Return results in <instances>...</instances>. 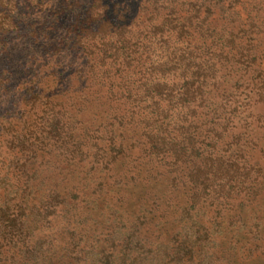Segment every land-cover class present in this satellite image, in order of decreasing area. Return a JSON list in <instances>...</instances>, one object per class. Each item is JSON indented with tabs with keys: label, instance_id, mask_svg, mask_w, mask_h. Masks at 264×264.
Masks as SVG:
<instances>
[{
	"label": "rangeland",
	"instance_id": "1",
	"mask_svg": "<svg viewBox=\"0 0 264 264\" xmlns=\"http://www.w3.org/2000/svg\"><path fill=\"white\" fill-rule=\"evenodd\" d=\"M126 1L43 0V39L0 53V264H264V0L216 5L185 96L174 76V96L91 85L101 36L72 38L118 41Z\"/></svg>",
	"mask_w": 264,
	"mask_h": 264
},
{
	"label": "trees",
	"instance_id": "2",
	"mask_svg": "<svg viewBox=\"0 0 264 264\" xmlns=\"http://www.w3.org/2000/svg\"><path fill=\"white\" fill-rule=\"evenodd\" d=\"M209 1L196 0L188 3L180 0L165 2L145 0L142 3V0H127L124 5L119 2L113 3L114 14L117 17L114 23L117 29L112 34L119 39L118 41L104 40L110 30L106 24H102L103 29L97 32H92L89 27L79 29L76 36L72 38L74 47H82V44L95 41L101 36L100 43H97L100 54L95 58L97 60L91 61L93 64L91 66L93 71L91 85L108 87L110 90L111 86L119 84L120 90L117 94L129 96L134 89L133 87L131 90L129 83L131 82L133 86L137 85V89L140 91H154L160 95L171 92L170 96H174V86L170 85L172 82L170 77L174 76L178 78V82H182L180 89L183 91L182 95H187L201 78L203 70L201 64L205 62V59H201L202 56L198 57V53L202 55L205 53L202 51L204 46L206 52L210 51L211 46L205 41L212 38L215 31V29L211 30L214 22L212 16L216 5H220L221 0H217L215 3L210 1L212 6L209 3L205 9ZM42 2L43 0H0V53H11V50L8 51L6 47L11 40H14V37L35 38L36 42L43 39L46 31L41 29V25L37 26V22L35 23L30 18L35 13L31 9H37ZM165 3L168 4L167 8L159 6ZM167 10L170 11L165 15L166 19L163 22L152 24L153 28L149 32L150 38L148 35L142 36V33L138 37L126 33L131 28V24L141 25L140 23H142L147 26L149 23H153V19L156 20L159 17L157 14L159 11ZM132 14L137 16L135 20H133ZM104 17L105 14H102L95 18H97L96 21L103 23L107 20ZM89 19L91 20V17L86 20ZM84 22L80 21V24ZM153 41H158V44H161V48H164L166 52L172 42L176 44V46H172L173 51L168 54L166 62L154 63V52L149 50L154 44ZM202 42L205 43L199 45ZM98 52L97 50L93 51V53ZM150 54L153 55L151 58ZM161 80L164 81L162 84L153 85ZM184 86L188 88L185 89ZM168 118L166 113L164 120Z\"/></svg>",
	"mask_w": 264,
	"mask_h": 264
}]
</instances>
